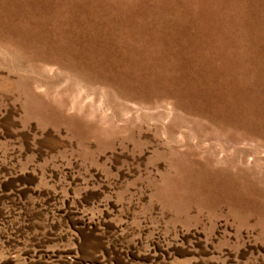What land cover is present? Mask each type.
I'll list each match as a JSON object with an SVG mask.
<instances>
[{"label": "rangeland", "instance_id": "rangeland-1", "mask_svg": "<svg viewBox=\"0 0 264 264\" xmlns=\"http://www.w3.org/2000/svg\"><path fill=\"white\" fill-rule=\"evenodd\" d=\"M0 264H264V0H0Z\"/></svg>", "mask_w": 264, "mask_h": 264}]
</instances>
